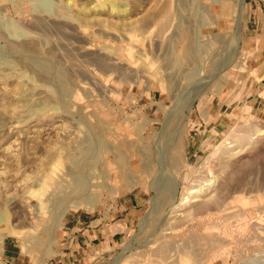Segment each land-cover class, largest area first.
Segmentation results:
<instances>
[{"label": "rangeland", "instance_id": "374dc122", "mask_svg": "<svg viewBox=\"0 0 264 264\" xmlns=\"http://www.w3.org/2000/svg\"><path fill=\"white\" fill-rule=\"evenodd\" d=\"M134 195L105 264H264V0H0V262Z\"/></svg>", "mask_w": 264, "mask_h": 264}, {"label": "crops", "instance_id": "0c3cea01", "mask_svg": "<svg viewBox=\"0 0 264 264\" xmlns=\"http://www.w3.org/2000/svg\"><path fill=\"white\" fill-rule=\"evenodd\" d=\"M143 203L141 195H134L124 205L66 218L52 249L41 259L16 253L9 244L0 264H105L139 224Z\"/></svg>", "mask_w": 264, "mask_h": 264}, {"label": "bare ground", "instance_id": "6f19581e", "mask_svg": "<svg viewBox=\"0 0 264 264\" xmlns=\"http://www.w3.org/2000/svg\"><path fill=\"white\" fill-rule=\"evenodd\" d=\"M163 184H165V185L167 184V186L162 189L163 193L171 192L174 196L177 195L178 183H177L176 179L174 178V176L169 173V171H168L167 179H165L161 185H163Z\"/></svg>", "mask_w": 264, "mask_h": 264}]
</instances>
